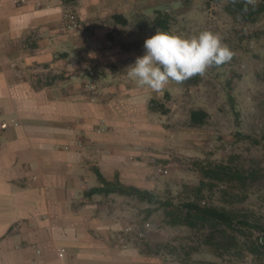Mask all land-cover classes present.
<instances>
[{
	"label": "rangeland",
	"instance_id": "1",
	"mask_svg": "<svg viewBox=\"0 0 264 264\" xmlns=\"http://www.w3.org/2000/svg\"><path fill=\"white\" fill-rule=\"evenodd\" d=\"M120 1L131 6L115 14L106 12L98 21L104 30L96 32L98 25H82L77 11H65L64 20L68 31L87 35L92 59L71 83L86 90L91 99L102 97V89L142 90L148 103L157 100L168 109L166 114L151 113L147 103V120L141 123H132L125 119V111L121 113L124 117L118 125L133 132L127 138L142 143L132 146L131 155L124 159V167L132 168L126 172L136 175L138 168V188L162 200L178 204L195 199L203 205L230 208L264 227V12L245 21L228 13V0H148L138 6L130 0ZM260 3L257 0L255 6ZM156 10L173 15L175 35L187 38L204 30L219 33L234 52L232 60L210 68L196 82L194 77L183 84L170 82L161 93L139 87L127 76V68L145 53V39L156 33L149 25ZM70 12L77 18L78 29L68 28ZM116 14L125 16L128 25L115 23L111 18ZM29 43L30 49L36 46ZM58 56L59 60L63 57ZM35 69L31 77L38 87L55 75L63 79L54 85L72 81L66 70L44 65ZM199 109L207 111L209 119L205 126L195 127L189 115ZM99 132L109 133L106 129ZM218 166L225 167L230 177L213 178L210 171ZM237 171L248 177L247 183L234 178ZM97 196V214L107 225L112 222L121 227L112 241L122 249L137 250L143 259L166 264H264V253L250 252L255 239L250 230L230 252L217 251L203 243L204 231L169 226L160 205L119 194Z\"/></svg>",
	"mask_w": 264,
	"mask_h": 264
},
{
	"label": "crops",
	"instance_id": "2",
	"mask_svg": "<svg viewBox=\"0 0 264 264\" xmlns=\"http://www.w3.org/2000/svg\"><path fill=\"white\" fill-rule=\"evenodd\" d=\"M129 6L120 0H0V264H166L117 247L112 240L121 227L97 214V195L85 196L100 186L97 168L109 181L119 175L122 184L125 179L138 188V168L129 174L123 161L142 143L127 138L132 129L117 121L124 111L132 123L147 120L148 97L108 88L91 99L71 83L92 59L87 35L68 31L64 12L77 11L81 24L98 25V32L106 12ZM43 65L66 70L72 81L38 87L31 75ZM104 129L109 133L99 132ZM62 250L67 258H59Z\"/></svg>",
	"mask_w": 264,
	"mask_h": 264
},
{
	"label": "trees",
	"instance_id": "3",
	"mask_svg": "<svg viewBox=\"0 0 264 264\" xmlns=\"http://www.w3.org/2000/svg\"><path fill=\"white\" fill-rule=\"evenodd\" d=\"M228 2L227 11L235 19L242 18L245 21H250L253 20L255 15L264 12V0H261V3L254 7L248 5L247 11H243L245 5L242 0L236 3H233V0H228ZM70 15H74L73 12L67 14V16ZM111 19L122 26H127L129 23L125 16L119 14L113 15ZM174 21L175 18L171 13L156 10L152 19L149 21V25L155 31L162 30L172 33L171 28ZM62 79L63 77L55 75L49 78V82L45 86L54 85V82ZM197 79L198 77L195 76L193 82H196ZM230 100H232L231 95H229V101ZM148 109L151 113L166 114L168 112L165 105L159 103L157 100H151L148 103ZM208 119L209 114L203 109L192 110L189 115L190 125L195 127L205 126ZM94 172L100 186L85 192L87 198H91L95 195L109 196L111 194H119L122 196L135 197L142 203L160 205L164 210L169 226H183L192 231H204L206 235L203 243L216 247L217 251L223 250L230 252V248L239 244V237H248L246 231L250 230L252 235L255 234V239L251 241L250 252L253 254L264 253V227L257 222H252L248 214H243L233 211L230 208L213 204L203 205L195 199H189L183 203L175 204L173 200H162L148 190H142L133 186H125L120 182L119 175H116V181H109L98 168L94 169ZM210 173L214 174L213 178L220 179L223 175H228L230 177V172H227V169L225 170V167L222 166H218L216 170L210 171ZM234 178L242 183L244 182L243 184L247 183L248 180V177L238 171L234 173ZM239 227L241 229H239ZM242 228H244V230Z\"/></svg>",
	"mask_w": 264,
	"mask_h": 264
},
{
	"label": "clouds",
	"instance_id": "4",
	"mask_svg": "<svg viewBox=\"0 0 264 264\" xmlns=\"http://www.w3.org/2000/svg\"><path fill=\"white\" fill-rule=\"evenodd\" d=\"M239 0H233V3ZM255 6L257 0H242ZM145 53L127 68V76L139 87L161 93L170 82L183 84L195 76H204L212 67L232 60L234 52L222 42L219 33L210 30L198 35L182 37L157 30L144 41Z\"/></svg>",
	"mask_w": 264,
	"mask_h": 264
},
{
	"label": "built area",
	"instance_id": "5",
	"mask_svg": "<svg viewBox=\"0 0 264 264\" xmlns=\"http://www.w3.org/2000/svg\"><path fill=\"white\" fill-rule=\"evenodd\" d=\"M67 23H68V28L70 30H75V29H78L79 27V23L77 21V18L75 17V15H70V16H67ZM92 76L94 73H90ZM66 256V253L65 251H60L59 253V258L60 259H64Z\"/></svg>",
	"mask_w": 264,
	"mask_h": 264
}]
</instances>
